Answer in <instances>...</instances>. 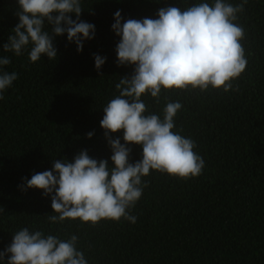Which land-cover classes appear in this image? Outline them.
<instances>
[{"label": "trees", "instance_id": "1", "mask_svg": "<svg viewBox=\"0 0 264 264\" xmlns=\"http://www.w3.org/2000/svg\"><path fill=\"white\" fill-rule=\"evenodd\" d=\"M199 2L213 0H81L80 19L95 25L94 38L78 52L66 33L55 36L56 59L42 54L32 62L31 45L20 56L3 51L19 22L18 0H0V56L11 60L4 70L18 74L0 99V251L27 227L62 239L78 235L77 248L88 264H264V0H247L238 13L248 63L233 81L236 90L162 89L159 102L150 94L141 97L148 112L161 117L168 101L182 103L173 131L196 142L194 151L205 161L201 175L185 180L152 170L129 210L135 223L121 218L95 226L79 219L49 222L56 214L51 194L21 188L24 178L52 170L54 160L71 162L82 150L113 166L100 125L103 107L135 67L117 64L114 13L155 19L162 7L183 10ZM94 54L106 57L99 71ZM110 135L124 143L123 130ZM129 147L130 162L140 160L142 147Z\"/></svg>", "mask_w": 264, "mask_h": 264}, {"label": "clouds", "instance_id": "2", "mask_svg": "<svg viewBox=\"0 0 264 264\" xmlns=\"http://www.w3.org/2000/svg\"><path fill=\"white\" fill-rule=\"evenodd\" d=\"M247 0L233 5L226 0L192 4L185 9L162 7L158 18L124 19L121 10L114 13L112 30L120 37L116 45L117 64L134 65L131 76H123L115 85L119 91L103 107L101 127L112 150L108 160H97L87 150L80 151L73 161L54 160L52 170L34 173L24 178L23 190L38 188L43 195L51 194V208L55 215L47 217L51 223L79 219L93 226L101 220L135 223L130 214L143 194L148 182L143 177L152 170L181 179L202 174L205 161L194 151L196 142L173 131L175 117L182 109L180 101H168L163 116L149 113L141 99L150 94L159 102L162 89L205 92L234 89L233 81L246 70L247 58L242 41L246 32L237 23L238 13L244 11ZM81 0H18L19 22L11 30L4 52L16 56L31 45L29 59L36 62L42 54L49 60L57 57L54 38L67 34L69 42L83 50L84 40L93 39L95 25L80 19ZM71 14H75V19ZM51 25L49 31L48 26ZM99 71L106 57L94 54ZM11 60L0 56V99L2 93L18 78L4 66ZM123 130L120 137L110 133ZM89 132L87 136L92 137ZM131 144L142 147V158L130 162ZM78 235L67 239L30 231L23 227L13 234L12 241L0 251V264H88L83 251L77 248Z\"/></svg>", "mask_w": 264, "mask_h": 264}]
</instances>
